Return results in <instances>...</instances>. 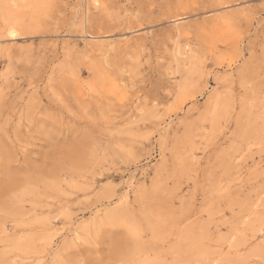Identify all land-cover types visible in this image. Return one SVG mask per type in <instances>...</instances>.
Segmentation results:
<instances>
[{
	"label": "rangeland",
	"instance_id": "1",
	"mask_svg": "<svg viewBox=\"0 0 264 264\" xmlns=\"http://www.w3.org/2000/svg\"><path fill=\"white\" fill-rule=\"evenodd\" d=\"M0 101V264H264V0H0Z\"/></svg>",
	"mask_w": 264,
	"mask_h": 264
},
{
	"label": "bare ground",
	"instance_id": "2",
	"mask_svg": "<svg viewBox=\"0 0 264 264\" xmlns=\"http://www.w3.org/2000/svg\"><path fill=\"white\" fill-rule=\"evenodd\" d=\"M93 1H94V0H93ZM95 1H96V0H95ZM1 76H2V75H1ZM59 80H60V79H59ZM120 81H121V82H124L123 80H120ZM60 82H61V81H60ZM0 102H2V101H0ZM0 104H1V103H0ZM0 113H1V109H0ZM9 114H10V116L14 115V111H11ZM19 114H20V113H19ZM80 153H81V152H80L79 150L75 152L76 155H80ZM21 185H22V184H21ZM11 187H12V186H11ZM14 187H15V186H14ZM9 188H10V187H9ZM16 189H17V188H16ZM35 190H36V189H35ZM14 191H15V190H14ZM31 191H33V190L31 189ZM31 191H30V192H31ZM11 192H12V191H11ZM21 192H22V191H21ZM28 192H29V190H28ZM26 193H27V191L25 192V194H26ZM25 194H24V195H25ZM30 194H31V195L33 194V195H34V193H32V192L29 193L28 195H30ZM15 195H16V194H15ZM21 195H22V194H21ZM31 195H30V196H31ZM8 196H9V195H8ZM13 196H14V195H13ZM13 196H12V197H13ZM15 197H16V196H15ZM18 197H19V196H18ZM22 197H23V196H22ZM22 197H20V198H22ZM11 199H12V198H11ZM24 199H25V198H24ZM26 199H27V198H26ZM8 200H9V199H8ZM8 200H6V201H8ZM13 200H14V199H13ZM13 200H12V201H13ZM9 202H10V201H9ZM18 202H19V204L22 203V202L20 203V200H18ZM5 203L8 204L7 202H5ZM10 203H11V202H10ZM12 203H13V202H12ZM15 203H16V202H15ZM15 203H14V204H15ZM11 206H12V205H11ZM17 206H18V205H17ZM17 206L15 205V207H17ZM22 207H23V206H22ZM12 208H13V206H12ZM19 208H20V207H19ZM22 210H23V209H22ZM15 225H16V224H15ZM18 225H19V224H18ZM21 225H22V224H21ZM17 227H18V226H17ZM186 251H187V250H185V252H186ZM187 252H188V251H187Z\"/></svg>",
	"mask_w": 264,
	"mask_h": 264
}]
</instances>
